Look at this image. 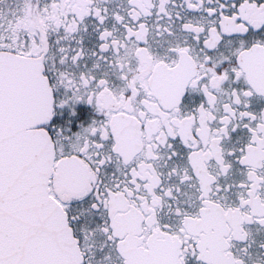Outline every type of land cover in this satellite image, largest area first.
<instances>
[{"label": "snow or ice", "instance_id": "6c2138e0", "mask_svg": "<svg viewBox=\"0 0 264 264\" xmlns=\"http://www.w3.org/2000/svg\"><path fill=\"white\" fill-rule=\"evenodd\" d=\"M0 264H264V0H0Z\"/></svg>", "mask_w": 264, "mask_h": 264}]
</instances>
